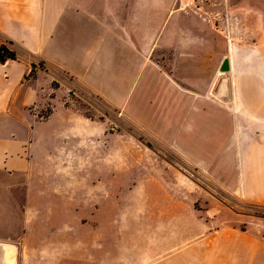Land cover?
Segmentation results:
<instances>
[{"label":"crops","instance_id":"0c3cea01","mask_svg":"<svg viewBox=\"0 0 264 264\" xmlns=\"http://www.w3.org/2000/svg\"><path fill=\"white\" fill-rule=\"evenodd\" d=\"M182 6L181 0H0V44L16 55L0 62V264H18L19 215L36 220L38 198L52 197V181L39 184L37 173L68 171L56 161L83 155L86 135L105 132L104 120L85 118L66 105L70 95L94 97L148 133L154 128L137 119L140 109L151 118L166 108L170 116L158 123L159 130L171 132L192 157L209 154L198 151L196 137L180 133L181 107L184 102L193 116L198 107L206 115L208 105L230 102L198 99V93L212 90L214 60L224 59V0ZM250 50H232L253 61L252 69L242 67L240 74L260 75L262 56ZM226 57L230 70L233 56ZM238 107L251 110L242 112L248 116L235 114V132L227 139L238 164L221 159L210 177L224 194L264 206V100L239 101ZM190 127L189 122L188 133ZM40 188L45 193L39 194ZM215 204L208 199L206 233L194 231L187 258L174 257V263L264 264V216L236 212L224 202L220 222Z\"/></svg>","mask_w":264,"mask_h":264},{"label":"rangeland","instance_id":"374dc122","mask_svg":"<svg viewBox=\"0 0 264 264\" xmlns=\"http://www.w3.org/2000/svg\"><path fill=\"white\" fill-rule=\"evenodd\" d=\"M230 40L231 47L227 45ZM238 46L260 52V75L240 74L242 67L252 69L253 61L233 53ZM228 55L233 56L231 69L220 73L222 58L214 60L212 90L198 93V99L230 102L222 108L207 104L210 112L206 115H201L198 107L193 116L194 110L184 108V102L181 107L180 133L196 137L198 151L207 150L208 155L190 156L171 132L159 130L158 123L170 116L166 108L157 109L159 114L151 118L140 109L137 119L149 120L154 128L148 133L94 97L70 95L66 105L85 118L104 120L105 132L97 138L86 135L79 150L83 155L70 154L56 161L68 171L37 173L39 184L52 181V197L38 198L36 220L24 221L19 215L22 228L16 239L17 263L175 264L174 257L187 258L184 251L196 236L194 231L206 233L209 219L203 215L211 218L205 213L208 199L216 202L220 222L224 220V202L236 212L263 217L264 206L245 204L224 194L210 175L221 159H228L231 167L238 164L227 139L235 132V114L243 117L248 116L243 111H251L238 107L239 101L264 100V92L245 90L253 84L264 87V0H224V58ZM47 109L44 116L50 106ZM184 114L188 122L183 120ZM246 121L249 123L248 118ZM238 122L243 124L241 119ZM38 193H45L44 188Z\"/></svg>","mask_w":264,"mask_h":264},{"label":"trees","instance_id":"16d2710c","mask_svg":"<svg viewBox=\"0 0 264 264\" xmlns=\"http://www.w3.org/2000/svg\"><path fill=\"white\" fill-rule=\"evenodd\" d=\"M16 55L13 51H11L10 49H8L7 46L0 44V62H4L8 59H15ZM33 69L30 72V75L33 73Z\"/></svg>","mask_w":264,"mask_h":264},{"label":"water","instance_id":"95a60500","mask_svg":"<svg viewBox=\"0 0 264 264\" xmlns=\"http://www.w3.org/2000/svg\"><path fill=\"white\" fill-rule=\"evenodd\" d=\"M230 68V65H229V60L227 57H225L221 63V66H220V69L219 71L220 72H227Z\"/></svg>","mask_w":264,"mask_h":264},{"label":"built area","instance_id":"2783aa9c","mask_svg":"<svg viewBox=\"0 0 264 264\" xmlns=\"http://www.w3.org/2000/svg\"><path fill=\"white\" fill-rule=\"evenodd\" d=\"M182 1V4H183V8H189L190 6H193L194 5V2L196 0H181Z\"/></svg>","mask_w":264,"mask_h":264}]
</instances>
